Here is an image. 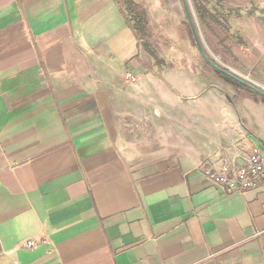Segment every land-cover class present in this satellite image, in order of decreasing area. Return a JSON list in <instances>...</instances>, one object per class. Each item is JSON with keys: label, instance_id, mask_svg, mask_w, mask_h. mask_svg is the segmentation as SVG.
Listing matches in <instances>:
<instances>
[{"label": "crops", "instance_id": "0c3cea01", "mask_svg": "<svg viewBox=\"0 0 264 264\" xmlns=\"http://www.w3.org/2000/svg\"><path fill=\"white\" fill-rule=\"evenodd\" d=\"M222 3L214 34L264 91V0ZM153 54L119 0H0V264H264V181L201 170L264 153V95Z\"/></svg>", "mask_w": 264, "mask_h": 264}, {"label": "rangeland", "instance_id": "374dc122", "mask_svg": "<svg viewBox=\"0 0 264 264\" xmlns=\"http://www.w3.org/2000/svg\"><path fill=\"white\" fill-rule=\"evenodd\" d=\"M120 5L124 8L127 18L133 23L132 11L128 7V3L132 2L135 5V10L142 13L145 23L146 37L142 38V44L146 43L149 48L156 54V60L159 62L167 61H180L181 58H187L183 61L192 62L194 60H200L201 56L197 50L194 36L190 32L189 23L186 19L185 9L182 6L181 0H119ZM186 7L189 11L192 21H194L197 36L199 37L200 44L203 51L206 52L217 65L225 68L234 75H239L234 70L231 58L229 57V45L224 40L227 38H221L217 34H214L213 26L215 24L211 19H206L207 25H203L198 21L192 0H184ZM224 10L232 8L229 5L230 0H220ZM211 2V3H210ZM209 4H212L214 0H210ZM209 6L212 11V6ZM221 8V7H220ZM213 10H218L214 9ZM207 26V27H206ZM218 26V25H217ZM219 33V29L217 30ZM140 35H144L143 32H139ZM223 42V43H222ZM227 45V46H226ZM192 53H189L190 51ZM180 58V59H179ZM154 63V58L151 56V64ZM232 70H231V69ZM236 75V76H237ZM241 75V74H240ZM227 79L229 77L225 75ZM242 76V75H241ZM238 77V76H237ZM129 82L131 80L127 79ZM249 82L248 80H245ZM131 83V82H130Z\"/></svg>", "mask_w": 264, "mask_h": 264}, {"label": "built area", "instance_id": "2783aa9c", "mask_svg": "<svg viewBox=\"0 0 264 264\" xmlns=\"http://www.w3.org/2000/svg\"><path fill=\"white\" fill-rule=\"evenodd\" d=\"M127 78L134 80L132 75ZM241 164L222 161L220 163H203L201 170L216 184L224 188L226 194L242 193L245 190L254 188L258 182L264 181V153L258 146H253L241 155ZM24 245L32 247L34 240L24 241Z\"/></svg>", "mask_w": 264, "mask_h": 264}, {"label": "trees", "instance_id": "16d2710c", "mask_svg": "<svg viewBox=\"0 0 264 264\" xmlns=\"http://www.w3.org/2000/svg\"><path fill=\"white\" fill-rule=\"evenodd\" d=\"M209 2H210V0H192V5L194 6L197 19L201 23H206V21H205L206 19L212 18V12L208 6ZM128 7L132 11L133 23H131L128 18L127 19L129 21V23H131L133 31L136 33V36H138V38L146 37L147 33H145L146 30H145V23H144L145 16L142 13L135 10L134 3L129 2ZM141 31L143 32L144 35L139 34V32L141 33ZM153 55H155V54H153Z\"/></svg>", "mask_w": 264, "mask_h": 264}, {"label": "water", "instance_id": "95a60500", "mask_svg": "<svg viewBox=\"0 0 264 264\" xmlns=\"http://www.w3.org/2000/svg\"><path fill=\"white\" fill-rule=\"evenodd\" d=\"M182 2V6L184 7L185 9V15H186V19L189 23V27H190V31H191V34L192 36H194V40L196 42V46H197V49L199 51V54L201 55V57L204 59V61L212 66L213 68H215L217 71L221 72V73H225L226 75H228L230 78H232L233 80L237 81L238 83H242L244 85H246L247 87H249L250 89H252L253 91H257L259 94H262L264 95V91H262L261 89H259L258 87H256L255 85L253 86L252 84H250L249 82L243 80L242 78L240 77H237L236 75L230 73L228 70H226L225 68L223 69L222 67H220L219 65H217L210 57H208V55L206 54L205 51H203L202 49V46L200 44V41H199V37L197 36V33H196V29H195V25H194V21H192L191 19V16L189 14V11L186 7V3L184 0H181Z\"/></svg>", "mask_w": 264, "mask_h": 264}]
</instances>
